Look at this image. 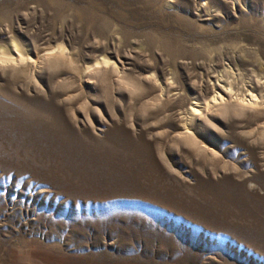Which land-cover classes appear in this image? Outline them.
<instances>
[{
    "label": "rangeland",
    "instance_id": "rangeland-1",
    "mask_svg": "<svg viewBox=\"0 0 264 264\" xmlns=\"http://www.w3.org/2000/svg\"><path fill=\"white\" fill-rule=\"evenodd\" d=\"M11 39L77 57L44 95L0 78V264H264L255 117L202 115L189 133L211 153L172 134L226 78L264 88V0H0ZM102 57L116 72L91 84Z\"/></svg>",
    "mask_w": 264,
    "mask_h": 264
},
{
    "label": "bare ground",
    "instance_id": "bare-ground-1",
    "mask_svg": "<svg viewBox=\"0 0 264 264\" xmlns=\"http://www.w3.org/2000/svg\"><path fill=\"white\" fill-rule=\"evenodd\" d=\"M76 57V54L67 51L63 45L44 50H38L37 48L34 50H28L20 45L15 39H11L10 45L0 46V78H2V74L5 73L11 74V77H14L15 79L25 78L26 83L20 87L27 97L33 98L31 96L33 94L44 95V92L37 87L42 75L46 71L49 73L51 69L57 68L60 65H68L69 68L72 69L74 65L73 60ZM109 62L110 61L104 57L101 60L95 61V67L94 65L88 66L86 68L88 71V74H86L87 79L92 81L100 76L105 78L109 73H115V66H110ZM120 72L123 73L124 70H120ZM227 79L228 78L224 80L225 83L223 82V86H212L213 91L211 95H205L204 97L199 95V97L195 99L197 101L195 102V105L190 106V112L188 113L187 111L186 115L184 114V116L181 117L179 122L182 125L178 124V126H176L177 129L172 133L173 140L182 142L183 147L192 146L199 151L211 153L212 150L210 151L206 146H201V144L198 143L196 139H194V136L189 132H191L190 130L193 123L198 119L200 120L202 115H207L214 111L227 112L228 110L232 111V113L253 115L257 122L255 121L252 128L250 127L251 130L245 133L246 139L253 140L255 144H258L261 139H264V95H262L264 88L257 83V86H254L251 89H246L245 92L248 93V95H246V93L243 94V91L236 89L232 83L227 81ZM124 81L125 80L123 79H118L115 84L126 88L128 92L136 90V85L134 83H127ZM158 81L159 80L153 76L148 80V82L154 83L155 85L159 83ZM90 83L92 84L93 81ZM158 86L162 91L161 93H163V88H165L163 87V84ZM171 89L170 84L166 93L172 92L173 90ZM257 91L260 92L258 93ZM198 101L203 102L200 103ZM61 102L63 104L68 103L67 99H63ZM187 114L190 115L189 119ZM68 119L75 126H78L79 123L74 116L69 114ZM87 124L92 129L90 126L91 123L87 122ZM245 187L247 191H255L256 188L259 191L262 190L259 187V184L253 179H247Z\"/></svg>",
    "mask_w": 264,
    "mask_h": 264
}]
</instances>
